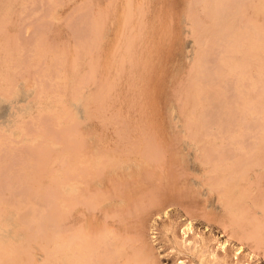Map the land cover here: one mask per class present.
<instances>
[{
    "label": "rangeland",
    "instance_id": "1",
    "mask_svg": "<svg viewBox=\"0 0 264 264\" xmlns=\"http://www.w3.org/2000/svg\"><path fill=\"white\" fill-rule=\"evenodd\" d=\"M263 1L0 0V264H264Z\"/></svg>",
    "mask_w": 264,
    "mask_h": 264
},
{
    "label": "bare ground",
    "instance_id": "2",
    "mask_svg": "<svg viewBox=\"0 0 264 264\" xmlns=\"http://www.w3.org/2000/svg\"><path fill=\"white\" fill-rule=\"evenodd\" d=\"M129 2H130V1H129ZM261 2H262V1H261ZM184 3H185V2H184ZM256 3H257V2H256ZM263 3H264V1H263ZM130 6H131V5H130ZM263 6H264V5H263ZM127 8H130V7H127ZM142 8H143V7H142ZM252 8H253V7H252ZM256 8H257V7H256ZM253 9H255V8H253ZM126 10H127V9H126ZM107 12H108V11H107ZM128 12H129V9H128ZM256 12H257V11H256ZM256 12H254V13H256ZM98 13H99V12H98ZM126 15H127V14H126ZM104 16H105V15H104ZM100 17H101V15H100ZM256 17H257V16H256ZM124 18H125V17H124ZM141 20H142V19H141ZM124 21H125V20H124ZM98 22H99V21H98ZM140 23H141V22H140ZM140 23H139V24H140ZM123 24H124V23H123ZM126 24H127V23H126ZM250 24H253V23L250 22ZM255 24H256V22H255ZM1 25H2V24H1ZM256 25H257V24H256ZM254 26H255V25H254ZM255 27H256V26H255ZM255 27H254V28H255ZM0 28H1V27H0ZM261 28H262V27H261ZM261 28H259V30H261ZM99 29H100V28H99ZM102 29H103V28H102ZM110 29H111V28H110ZM250 31H251V30H250ZM131 32H132V31H131ZM255 32H256V31H255ZM257 34H258V33H257ZM96 35H97V34H96ZM251 35H252V34H251ZM101 36H102V35H101ZM179 36H180V35H179ZM242 36H243V35H242ZM252 36H253V35H252ZM97 37H98V36H97ZM129 37H130V36H129ZM141 38H142V37H141ZM242 38H243V37H242ZM119 39H120V38H119ZM244 40H247V39H244ZM252 40H253V39H252ZM254 40H255V39H254ZM235 42H236V41H235ZM241 43H242V42H241ZM263 43H264V42H263ZM115 44H116V43H115ZM238 44H239V43H238ZM251 44H253V43L251 42ZM247 45H248V44H247ZM255 46H256V45H255ZM260 46L263 47L264 45H263V46L260 45ZM139 47H140V46H139ZM235 47H236V46H235ZM248 47H249V46H248ZM253 47H254V46H253ZM256 47H259V46H256ZM239 48H240V47H239ZM250 48H251V47H250ZM251 49H252V48H251ZM262 49L264 50V48H262ZM262 49H261V50H262ZM125 51H126V50H125ZM236 51H237V50H236ZM239 51H240V50H239ZM251 51H253L254 53H256L255 51H257V50L254 51V49H252ZM241 52H242V51H241ZM259 53H260V51H259ZM263 53H264V51H263ZM246 54H248V53H246ZM250 54H252V53H250ZM88 55H89V54H88ZM254 55H256V54H254ZM249 56H250V55H249ZM263 56H264V55H263ZM250 57H251V56H250ZM253 57H254V56H253ZM253 57H252V58H253ZM254 58H255V57H254ZM261 59H262V58H261ZM255 60H256V58H255ZM248 61H249V60H248ZM88 62H89V61H88ZM184 62H185V61H184ZM243 63H244V61L242 62V64H243ZM251 63H253V62H251ZM261 63H262V62H261ZM240 64H241V63H240ZM245 64H246V63H245ZM226 65H227V64H226ZM248 65H249V64H248ZM263 65H264V64H263ZM111 66H112V65H111ZM252 66H253V65H251V67H252ZM239 67H240V66H239ZM244 67H246V66H244ZM255 67H256V66H255ZM259 67H260V66H259ZM263 67H264V66H263ZM242 68H243V67H242ZM110 69H111V68H110ZM233 69H234V68H233ZM261 69H262V67H261ZM114 70H115V69H114ZM249 70H250V69H249ZM238 71H239V70H238ZM241 71H242V70H241ZM243 71H244V70H243ZM245 71H246V70H245ZM261 71H262V70H261ZM263 71H264V69H263ZM242 74H243V73H242ZM88 81H89V80H88ZM164 84H165V83H164ZM239 84H240V83H239ZM104 85H105V84H104ZM208 88H209V87H208ZM201 89H202V88H201ZM201 89H199V90H201ZM204 90H205V89H204ZM243 96H244V95H243ZM260 97L262 98V96H260ZM263 97H264V96H263ZM200 99H201V98H200ZM167 101H168V100H167ZM262 101H263V100H262ZM122 103H123V102H122ZM255 103H256V102H255ZM240 104H241V103H240ZM243 106H244V105H243ZM261 107H262V106H261ZM240 108H241V107H240ZM262 108H263V107H262ZM166 109H167V108H166ZM249 110H250V109H249ZM168 111H169V110H168ZM169 113H170V112H169ZM259 113H260V112H259ZM263 114H264V113H263ZM262 117H263V116H262ZM126 119H127V118H126ZM76 134H77V133H76ZM152 137H153V136H152ZM150 142H151V141H150ZM69 148H71V147H69ZM72 149H73V148H72ZM96 152H97V151H96ZM157 152H159V151H157ZM248 152H249V151H248ZM88 153H89V152H88ZM88 153H83V154H88ZM183 153H184V152H183ZM258 153H259V152H258ZM83 154H82V153H81V154L78 153L79 157H80V155H81L80 159H82V155H83ZM97 154H98V153H97ZM260 154L262 155V153H260ZM263 154H264V153H263ZM78 155H77V156H78ZM98 155H99V154H98ZM118 155H119V154H118ZM154 155H155V154H154ZM161 155H162V154H161ZM261 155H260V156H261ZM90 156H91V155L88 154V158H87V155H86V156L84 155L83 159L88 160V159L90 158ZM93 156H94V155H93ZM96 156H97V155H96ZM152 156H153V155H152ZM85 157H86V158H85ZM253 157H254V156H253ZM256 157H258V156H256ZM256 157H255V158H256ZM71 158H72V157H71ZM91 158H92V156H91ZM91 158H90V159H91ZM158 158H159V157H158ZM259 158H260V160H261V158H264V157L262 156V157H259ZM83 159H82V160H83ZM82 160H81V161H82ZM86 160H85V161H86ZM239 160H240V159H239ZM260 160H259V162H260ZM262 160H264V159H262ZM151 161H152V160H151ZM187 161H188V160H187ZM82 162H84V160H83ZM96 162H97V161H96ZM76 163H77V162H76ZM76 163H75V165H76ZM253 163H254V162H253ZM79 164L81 165L82 163H78V165H79ZM255 164H257V163H255ZM261 164H262V163H261ZM263 164H264V163H263ZM78 165H77L76 167H78ZM80 165H79V166H80ZM241 165H242V164H241ZM85 166H86V165H85ZM83 167H84V166H83ZM240 167H241V166H240ZM72 168H74V167H72ZM79 168H80V167H79ZM112 168H113V167H112ZM249 169H250V168H249ZM228 170H229V169H228ZM71 171H72V169L70 170V172H71ZM114 171H115V170H114ZM116 171H117V170H116ZM233 171H234V170H233ZM248 171H249V170H248ZM262 171H263V170H262ZM77 172H78V173H77ZM91 172H92V171H91ZM94 172H95V171H94ZM111 172H112V171H111ZM68 173H69V172H68ZM72 173H73V174H72ZM72 173H70V174H71V177H72V175L74 176V174H75V175H76V174L78 175V180H77V181L75 180L76 182H75V181H72V183H70L69 185H66L67 182H66V184H65V179H64L65 176H64V177L61 176V177L59 178V181H58V183H59V184H58V188H59V190H60V191H59V192H60V199H59V200H60V207H61L62 209H63V207H64V204L66 203V194H67V193L69 194V195L67 194V195H68L67 198L69 197V199H70V200H68V202H69L70 204H71V203L74 204V202H75L76 200H75L74 202H72V199L74 198V195L76 196V195L78 194V192H77L76 194H73V193H75V191H76V187L79 186L78 184H80V183H78V184H76V183H77L78 181H80V180H81V181H84L83 179H84V175H85V174L83 175V178L80 179V178L82 177V171H81V175H80V173H79V169H78V171H77V169L75 168V169H73V172H72ZM243 173H244V172H243ZM112 174H113V173H112ZM139 174H140V173H139ZM68 175H69V174H68ZM77 175H76L75 177H77ZM95 175H96V174H95ZM95 175H94V176H95ZM108 175H109V174H108ZM128 175H129V174H128ZM69 176H70V175H69ZM87 176H88V174H87ZM87 176H86V177H87ZM233 176H234V175H233ZM235 176H236V175H235ZM79 177H80V178H79ZM73 178H74V177H72V178H70V179L73 180ZM110 178H111V177H110ZM119 178H120V177H119ZM230 178H231V177H230ZM233 178H234V177H233ZM66 179H68V178H66ZM79 179H80V180H79ZM111 179H112V178H111ZM120 179H121V178H120ZM85 180H86V178H85ZM81 181H80V182H81ZM88 181H89V180H88ZM93 181H94V179H93ZM119 181H120V180H119ZM224 181H225V180H224ZM232 181H233V180H232ZM84 182L86 183L87 180L84 181ZM97 182H98V181H97ZM103 182H104V181H103ZM89 183H90V185H91V181H90ZM89 183H88V184H89ZM108 183H109V182H108ZM108 183H107V184H108ZM88 184H87V185H88ZM94 184H97V183H94ZM85 185H86V184H85ZM85 185H84V187H85ZM99 185H100V184H99ZM226 185H227V184H226ZM234 185H235V184H234ZM236 185H238V184H236ZM67 186H69V187H67ZM80 186H81V185H80ZM91 186H92V185H91ZM45 187H46V186H45ZM66 187L69 188V189H66ZM82 187H83V185H82ZM82 187H80V188L82 189ZM86 187H87V186H86ZM142 187H143V186H142ZM228 187H229V185H228ZM77 188H78V187H77ZM91 188H93V187H91ZM96 188H101V186H100V187H96V186H94V189H96ZM105 188H106V187H105ZM135 188H136V187H135ZM139 188H140V187H139ZM81 189H80V190H81ZM87 189H88V187H87ZM131 189H133V188H131ZM136 189H137V188H136ZM96 190H97V189H96ZM122 190H123V189H122ZM229 190H230V189H229ZM82 191H83V190H82ZM97 191H100V190H97ZM231 191H232V190H231ZM89 192H90V191H89ZM228 192H230V191H228ZM88 194H89V193H88ZM105 194H106V193H105ZM124 194H125V193H124ZM130 194H131V193H130ZM72 195H73V198H72ZM96 196L98 197V195H96ZM96 196H95V197H96ZM76 197H77V196H76ZM82 197H83V196H82ZM92 197H93V196H92ZM97 197H96V198H97ZM104 197H105V196H104ZM116 197H117V195H116ZM118 197H119V196H118ZM87 198H89V197L87 196L86 199H87ZM98 198L101 199L100 197H98ZM119 198H120V197H119ZM92 199H93V198H92ZM94 199H95V198H94ZM102 199H103V197H102ZM104 199H105V198H104ZM130 199H132V198H130ZM78 200H79V199H78ZM54 201H55V200H54ZM92 201H93V200H92ZM96 201H97V205H98V202H100V200H99V201L96 200ZM108 201H109V200H108ZM125 201H126V200H125ZM125 201H122V202H125ZM127 201H128V200H127ZM131 201H132V200H131ZM90 202H91V201H90ZM262 202H263V201H262ZM100 203H102V202H100ZM128 203H129V202H128ZM263 203H264V202H263ZM263 203H261V204H263ZM75 204H76V203H75ZM90 204H91V203H90ZM111 204H112V203H111ZM84 205H85V203H84ZM84 205H83V206H84ZM87 205H88V204H87ZM92 205H93V206H96L95 204H92ZM99 205H100V204H99ZM99 205H98V207H100ZM104 205H105V204H104ZM88 206H89V205H88ZM263 206H264V205H263ZM263 206H262V207H263ZM86 207H87V206H86ZM90 207H91V209H92V206H90ZM90 207H89V208H90ZM96 207H97V206H96ZM128 207H129V206H128ZM61 208H60V209H61ZM74 208H75V207H74ZM55 209H56V208H55ZM72 209H73V208H72ZM259 209H260V208H259ZM95 210H96V209H95ZM88 211H89V209H88ZM62 212H63V211H61V213H62ZM84 212H86V211H84ZM94 212H96V211H94ZM98 212H99V210H98ZM101 212H102V211H101ZM235 212H236V211H235ZM54 213H55V212H54ZM89 213H90V212H89ZM91 214H92V215H91ZM91 214H90V215H91V218L93 219V217H95V215L93 214V212H92ZM60 215H61V214H60ZM93 215H94V216H93ZM92 216H93V217H92ZM57 217H58V216H57ZM88 217H89V216H88ZM89 218H90V217H89ZM95 218H96V217H95ZM105 219H107V218H105ZM96 220H97V219H96ZM63 221H64V220H63ZM87 221H88V220H87ZM89 221H92V220H89ZM99 221H100V220H99ZM94 222H95V219H94ZM94 222H93V224H94ZM77 223H78V222H77ZM97 223H98V222H97ZM97 223L95 222L96 225H97ZM88 224H90V223L88 222ZM88 224H87V225H88ZM99 225H100V223H99ZM91 226H92V222H91ZM97 226H98V225H97ZM97 226H96V227H97ZM92 227H94V226H92ZM99 227H101V226H99ZM103 227H104V226H103ZM256 227L258 228V225H257ZM88 228H89V227H88ZM97 228H98V227H97ZM259 228H260V227H259ZM58 229H59V228H58ZM89 229H90V228H89ZM94 229H96V228H94ZM98 229H99V228H98ZM100 229H101V228H100ZM80 230H81V229H80ZM80 230H79V232H80ZM89 231H91V229H90ZM253 231H254V230H253ZM79 232H78V233H79ZM83 232H85V231H83ZM254 232H255V231H254ZM98 233H99V232H98ZM62 234H63V233H62ZM73 234H74V232L72 233V237H74V239H76L75 237H77L78 234H76V236H73ZM88 234H89V233H88ZM90 234H91V233H90ZM92 234H93V233H92ZM60 235H61V234H60ZM61 236H62V235H61ZM62 237H63V236H62ZM62 237H61L62 240L59 238V239L61 240L60 244L58 243V244L60 245V247L58 246V247H59L58 249L61 250V253L64 252V250H65V246H64V244H66L65 241H64V239H63ZM70 237H71V236H70ZM70 237H69V238H70ZM78 237H80V236H78ZM78 237H77V239H78ZM88 237H89V236H88ZM69 238H67V239H69ZM86 238H87V237H86ZM44 239H45V238H44ZM59 239H58V240H59ZM65 239H66V238H65ZM72 239H73V238H72ZM72 239H71V240H72ZM81 239H82V238H81ZM87 239H88V238H87ZM102 239H103V238H102ZM78 240H79V239H78ZM78 240H77V241H78ZM99 240H101V239H99ZM106 240H107V239H106ZM72 241H76V240H72ZM79 241H82V240H79ZM79 241H78V243H79ZM86 241H87V240H86ZM91 241H92V240L90 239V240H88L87 242L89 243V242H91ZM95 241H96V243H97V240H95ZM101 241H102V240H101ZM44 242H45V241H44ZM66 242H68V247H71V246H70V244H71L70 242H71V241L69 240V241H66ZM82 242H83V241H82ZM84 242H85V240H84ZM87 242H86V243H87ZM123 242H124V241H123ZM69 243H70V244H69ZM78 243L76 242V244H78ZM93 243H94V242H93ZM93 243H89V244H92V245H93ZM96 243H94V244H96ZM72 244H74V242H73ZM72 244H71V245H72ZM76 244H75V248H76ZM82 244H83V243L80 242V244H78V246H81ZM103 244H104V243H103ZM103 244H102V245H103ZM109 245H110V244H109ZM120 245H121V244H120ZM55 246H56V245H55ZM85 246H86V245H84L83 247H81L79 250H81V249L84 248ZM104 246H105V245H104ZM44 247H45V246H44ZM68 247L66 246V248H68ZM72 247H73V246H72ZM86 247H87V246H86ZM93 247H94V246H93ZM100 247H101V245H100ZM110 247H111V246H110ZM119 247H121V246H119ZM122 247H123V246H122ZM56 248H57V247H56ZM73 248H74V247H73ZM75 248H74V249H75ZM78 248H79V247H78ZM96 248H97V247H96ZM68 249H69V248H68ZM68 249H67V250H68ZM70 249H72V248H70ZM74 249H73V250H74ZM87 249H88V248H87ZM90 249H91V247H90ZM90 249H88L87 251H85V249H83V250H81V252L83 251V252L85 253V252H88ZM110 249H111V248H110ZM122 249H123V248H122ZM68 251H69V250H68ZM94 251H95V250H94ZM117 251H118V250H117ZM59 252H60V251H59ZM74 252H76V250H75ZM77 252H78V251H77ZM90 252H91V251H89V253H90ZM64 253H65V252H64ZM68 253H69V252H68ZM70 253H71V256L68 255L67 257H71V258H72V257H73V256H72V255H73V252L70 251ZM89 253H88V254H89ZM91 253H92V252H91ZM108 253H109V252H108ZM51 254H52V253H51ZM76 254H77V253H76ZM93 254H95V253L93 252ZM109 254H110V253H109ZM109 254H108V255H109ZM119 254H120V253H119ZM63 255L65 256V254H63ZM78 255L81 256V254H78ZM84 255H85V254H84ZM91 255H92V254H91ZM91 255H90V256H91ZM64 256H63V258H61L62 262H64V261L66 260V259L64 260ZM90 256H89V257H90ZM74 257H75V255H74ZM82 257H83V256H82ZM119 257H120V256H119ZM121 258H122V257H121ZM68 259H69V258H68ZM87 259H88V256H87V257L85 256V261H86ZM136 259H137V258H136ZM71 260H72V259H71ZM71 260H70V261H71ZM137 260H138V259H137ZM74 261H75V260H74ZM114 261H115V258H114ZM43 263H44V262H43ZM74 263H75V262H74ZM85 263H86V262H85ZM88 263H89V262H88ZM112 263H113V262H112ZM118 263H119V262H118ZM63 264H64V263H63ZM80 264H84V261H82Z\"/></svg>",
    "mask_w": 264,
    "mask_h": 264
}]
</instances>
